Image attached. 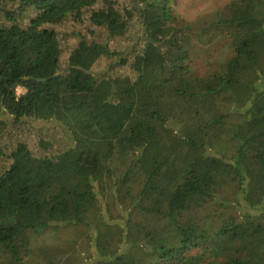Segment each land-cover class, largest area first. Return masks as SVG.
<instances>
[{
    "label": "trees",
    "instance_id": "trees-1",
    "mask_svg": "<svg viewBox=\"0 0 264 264\" xmlns=\"http://www.w3.org/2000/svg\"><path fill=\"white\" fill-rule=\"evenodd\" d=\"M205 21L0 0V264H264V0Z\"/></svg>",
    "mask_w": 264,
    "mask_h": 264
},
{
    "label": "rangeland",
    "instance_id": "rangeland-1",
    "mask_svg": "<svg viewBox=\"0 0 264 264\" xmlns=\"http://www.w3.org/2000/svg\"><path fill=\"white\" fill-rule=\"evenodd\" d=\"M120 4L125 3L127 0H118ZM226 0H172V3L175 5L177 11H179L185 18H187L192 24L193 28L196 29V27H200L203 22L210 18L212 16V13L214 10H216L219 6L222 5L223 2ZM31 14L24 17V19H28ZM206 22V21H205ZM69 23V22H68ZM65 23L64 25H60L58 29L60 31L66 32L69 29V24ZM196 26V27H195ZM118 43V42H117ZM127 42H125L126 45ZM216 48V46L214 47ZM204 49V48H201ZM215 53H217L215 51ZM201 53H198V58L200 57ZM111 61L110 59H103L102 65L105 63H109ZM118 73L127 72V68H121L117 70ZM19 93L21 92V89L19 88L17 90ZM33 132V131H32ZM34 139H30V142L32 143ZM85 229L84 226H73V225H62L61 226V232L57 234H52L51 232H48L47 234L53 236L52 242H59V244H63V242L67 241L69 238H72L75 240L76 244L81 249V254L88 253L87 249L89 247V242L85 237L78 236L77 232ZM89 230V229H88ZM49 235V236H50ZM56 236H59V241L57 240ZM42 239V237L36 238V243H39V241ZM35 244V243H34ZM35 258L33 260H27L26 264H34Z\"/></svg>",
    "mask_w": 264,
    "mask_h": 264
},
{
    "label": "built area",
    "instance_id": "built-area-1",
    "mask_svg": "<svg viewBox=\"0 0 264 264\" xmlns=\"http://www.w3.org/2000/svg\"><path fill=\"white\" fill-rule=\"evenodd\" d=\"M18 90V89H17ZM18 92V91H17Z\"/></svg>",
    "mask_w": 264,
    "mask_h": 264
}]
</instances>
